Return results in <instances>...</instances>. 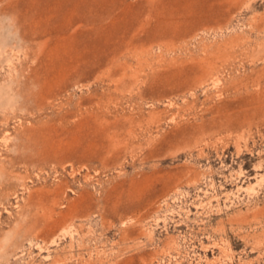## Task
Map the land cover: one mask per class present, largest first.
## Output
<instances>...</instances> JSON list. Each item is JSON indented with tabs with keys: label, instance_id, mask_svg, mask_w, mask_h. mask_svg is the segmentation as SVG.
Segmentation results:
<instances>
[{
	"label": "rangeland",
	"instance_id": "obj_1",
	"mask_svg": "<svg viewBox=\"0 0 264 264\" xmlns=\"http://www.w3.org/2000/svg\"><path fill=\"white\" fill-rule=\"evenodd\" d=\"M0 264H264V0H0Z\"/></svg>",
	"mask_w": 264,
	"mask_h": 264
}]
</instances>
